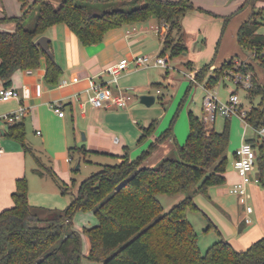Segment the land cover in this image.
Instances as JSON below:
<instances>
[{
	"label": "trees",
	"instance_id": "obj_1",
	"mask_svg": "<svg viewBox=\"0 0 264 264\" xmlns=\"http://www.w3.org/2000/svg\"><path fill=\"white\" fill-rule=\"evenodd\" d=\"M18 1L22 9L20 15L0 18L14 23L12 31H0V80L5 81V87L9 86L16 70L38 68L42 56L46 59V82L58 83L62 73L60 66L35 43L55 24H65L78 41L87 46L100 43L111 29L155 18L158 26L162 23L168 26L160 55L168 53L171 58L187 51L181 18L187 10L195 8L189 0ZM248 4L244 2L237 12ZM230 18L225 17L221 36ZM262 24V9H253L237 29V43L242 50L250 51L264 71V55L258 58L259 53L264 52V35L257 33ZM214 60L215 55L194 74L195 82L204 81L207 89L222 81L224 70H234L236 65L234 57H230L209 72ZM190 64V61L185 63ZM237 70L249 71L252 75L253 87L246 91V98L261 96L260 102L251 105L243 117L246 123L257 127L264 122V83H260L251 63H240ZM187 120L188 135L182 145L172 136L171 123L136 158L130 159L124 147L121 161L102 164L99 170L83 179L71 202L63 209L29 204L27 179L25 176L17 178L11 194L12 206L0 211V264H81L82 235L89 244L85 258L102 264H264V236L244 250L218 239L204 253L200 251L197 234L186 212L200 211L193 200L195 195L209 198V187L225 182L230 118H226L221 131L206 128L191 110ZM155 123L152 120L148 126L140 127L139 140L153 134ZM6 136L19 141L26 153L31 152L24 141L23 122L9 124ZM168 138L174 142L175 155L163 157L156 166L143 165L149 153ZM246 141L256 151V170L262 183L264 142L253 137ZM87 152L83 146L68 148L71 158L76 153L85 159ZM41 167L39 164L33 171L39 176L48 174L55 180L50 168ZM56 183L62 194L69 193L67 184ZM163 194H184V197L163 212L157 199ZM78 210L92 211L96 223L75 230L72 219ZM203 215L208 221L207 230L212 228L218 232Z\"/></svg>",
	"mask_w": 264,
	"mask_h": 264
},
{
	"label": "crops",
	"instance_id": "obj_2",
	"mask_svg": "<svg viewBox=\"0 0 264 264\" xmlns=\"http://www.w3.org/2000/svg\"><path fill=\"white\" fill-rule=\"evenodd\" d=\"M189 1L195 8L187 10L181 18L184 43L187 47V51L181 55L187 59L183 64L190 80H192L191 76H194L201 67L200 64L208 63L214 55L215 60L211 65L212 68L219 67L224 60L230 57H248V53L242 50L237 43V29L251 15L253 9L250 5L237 12L243 4L241 1L234 5H231L227 0ZM28 2L31 3L32 0H28ZM14 6L12 14H9L11 12H7L0 0V18L20 15L22 13L21 3L15 0ZM226 16H231L229 21L233 24L231 28L229 27V35L225 36L226 30H224L225 32L221 36V25H223ZM229 21L225 29H227ZM156 25L155 18L126 24L109 30L100 43L87 46L82 45L65 24H55L45 31L43 35L50 39L53 59L62 71L58 83L49 84L46 82L44 77L46 59L42 56L38 68L16 70L12 73L7 87L16 89L19 96L7 101L0 100V148L2 149L0 153V211L12 206L11 194L15 189V180L22 176L27 179L29 204L46 209H53L50 207L59 205L57 183L48 174L39 176L33 170L40 164L42 169L50 168L53 173L57 172L66 178L64 165L73 160V158L68 160L70 156H67L70 146H83L88 151L87 155L112 156L118 162L121 161L120 156L124 152V147L128 149L130 146H134L142 132L138 121L132 116L135 110L132 103L133 97L123 108L92 107L87 102L88 78L92 77L100 84L108 83L114 92L137 90L149 95L153 85L159 86L161 83L155 81L156 78L152 72L146 69L168 68L167 58L169 56L166 54L164 55V57L167 56L165 58L166 66L138 68L131 64L117 77L116 82L112 83H109L111 76L105 69L122 57L131 58L138 54L160 55L164 34H159L154 30ZM262 26L264 24L257 29V33L264 35V32L261 31ZM13 29V22L0 20V31H12ZM187 61L191 62L189 66L185 65ZM261 69L260 67L257 70V74ZM74 77L78 80L72 81ZM62 81H66V83L61 84ZM193 83H196L195 79ZM4 84L5 81L0 80V87ZM155 92L159 93L160 91L157 88ZM53 103L61 105L64 112L62 117H59L50 107ZM20 106L26 108V112L18 122L24 123V141L26 146L31 149L30 153L24 151L19 141L6 136L9 123L1 119L3 114L14 113ZM232 117H237L244 123L239 115ZM236 120L230 119L231 125L236 124ZM151 121L146 120L142 126H148ZM209 128H213V124ZM238 136H234L233 142L230 139L227 148L228 162L224 172L225 182L209 187V198L197 194L193 200L199 210L203 211V214L217 228L218 232L211 229L217 240L223 239L235 249L244 250L264 236V218L256 213L255 206L247 198V203L252 206L253 211L249 214L251 223H244V207L238 202L237 197L229 192V187L240 180L232 167L235 149L242 141L252 138L247 137L245 128ZM115 138H118L117 142H115ZM155 138V134L149 136L151 142ZM162 146L173 149L172 138L166 139ZM129 158L133 159L132 156ZM158 159L159 157L155 161ZM149 162H143V165L151 166ZM252 174L258 176L257 170L255 169ZM258 187L259 184H250L247 193H257ZM76 191L77 188L74 194ZM232 197H235L241 206V211H237V214L234 204L231 203ZM88 248V240L82 235L83 257L81 264L92 262L85 258Z\"/></svg>",
	"mask_w": 264,
	"mask_h": 264
},
{
	"label": "rangeland",
	"instance_id": "obj_3",
	"mask_svg": "<svg viewBox=\"0 0 264 264\" xmlns=\"http://www.w3.org/2000/svg\"><path fill=\"white\" fill-rule=\"evenodd\" d=\"M227 1H229L231 5H234L240 1L243 3L247 1L249 3L248 5L251 6V9H259V8L262 9V13L264 17V0H227ZM2 2L5 8L7 9V12H11L9 14H12L15 7L14 6L15 0H2ZM2 14H4V12H2ZM232 24L233 22H230L227 25V29H225L226 30L225 36L229 35V30ZM261 28H262L261 31L264 32V26H262ZM221 31H222V25H221ZM246 52L248 53V57L245 58L234 57V62L246 63V64L251 63L253 66V70L255 71L254 73H256L257 78L259 77L260 83H264V71L261 69L258 71L257 74V70L260 68V66L257 64L255 60H253L250 51H246ZM166 55L168 56V53H166ZM167 56L165 58H167ZM189 59L191 58L189 57ZM167 60H168L167 61L168 68L146 69L147 71L152 72L153 76L156 78L155 81L161 83V85L159 86L153 85V89L149 93V95H153L155 97V101L151 105L147 106L141 103L139 100V97L141 95L144 94L146 95L148 93H141L140 91L137 90L129 91V93L133 97L132 103L134 104L135 107L134 115L132 116L138 121L139 126H142L143 123L146 122V120L149 121L155 120L156 123L153 134H155L156 137L159 136L161 132H163L166 128H168L169 125L172 123L171 125L172 136L179 145H182L185 142L188 135V120H187L188 111L191 110L199 119H202V115H203L202 100L205 94L204 81L201 83L191 82L190 78L186 75L187 73L186 69H184L185 67L183 63L187 60L185 56L180 54L175 57L167 58ZM226 60H224L223 63ZM195 64L198 63L195 62ZM200 65L203 66V63H201ZM209 69L210 72L215 68H212L210 66ZM224 73H226L225 70L223 71V74ZM157 88L160 91L159 93L155 92V89ZM211 89L216 92L217 97L221 101H225L228 98L230 92L236 90V93L241 103V109L245 111H247L251 105H257L261 100L260 95H254L252 99L249 100V98H246V91L242 88H236L235 85L229 80H225L224 82L219 81ZM230 119H232L233 121L237 119L236 124L231 125L230 123L229 138L231 139V142H233L235 135L236 137H239L238 136L239 133L242 131V129L244 130V128L247 137L257 138L256 132L252 127L245 126L244 123H242V121L237 117H231ZM225 120H226L225 117L219 115L216 116L213 123L214 130L221 131ZM150 143L151 141L149 140V136L143 138L142 140L137 139L134 146H130L128 148V155L132 156L133 159L136 158L142 153V151L148 148ZM162 145H164V142L158 144V146L149 153V155L144 159V163H148L150 161L149 163H151V166H156L158 162L163 158L160 156L167 157V156L175 155L174 147L172 149V147L168 148ZM159 146L160 148H158ZM68 155L69 154H67V156ZM77 157L78 155L76 153H73V160L70 163L68 162L69 164H66L67 166L64 165L66 178H64L59 173L54 172L55 175L54 182L56 183L57 181L59 183L63 182L67 184L69 187V191H68L69 193L62 194L58 185H56L58 197H59L58 199L60 202L59 205H54L53 207L50 208L63 209L64 207H66L71 202L72 195L74 194L79 183L83 179L90 176L92 173L99 170L100 165L102 164L113 165L118 163V160L112 156L89 154L86 155L85 159L81 160L79 169L74 170V167L77 162ZM158 157H159L158 161H155V159H157ZM72 182L73 185L71 184ZM36 188L38 187L36 186ZM247 194L251 203L256 208L255 209L256 213L261 215L262 218H264V180L262 183H259L257 193L250 192V194L249 193ZM183 197L184 194H179L177 196L158 195L157 199L161 203L162 211L167 212L173 205L178 203ZM231 203L234 204L233 206L236 214L237 211H241V206L238 204L235 197H232ZM42 206L49 207L47 205H42ZM186 217L187 220L192 224L197 234L199 249L202 253H204L207 250L208 246L217 240V237L214 231L211 230L212 228L207 230L208 221L204 217L203 211L188 210L186 212ZM72 222H73V228L77 231H80L82 227L94 225L96 223V217L92 211L78 210L75 212ZM89 263L102 264L101 262L98 263L89 262ZM84 264H88V262H84Z\"/></svg>",
	"mask_w": 264,
	"mask_h": 264
},
{
	"label": "built area",
	"instance_id": "obj_4",
	"mask_svg": "<svg viewBox=\"0 0 264 264\" xmlns=\"http://www.w3.org/2000/svg\"><path fill=\"white\" fill-rule=\"evenodd\" d=\"M167 24L162 23L160 26L156 25L154 30L163 34L167 30ZM264 52L259 53L258 58L263 57ZM134 67H156V66H166V59L164 56L156 55L150 56L147 54H138L131 58L122 57L116 62L110 64L106 67L105 71L111 76L109 83L116 82L117 77L127 70L130 65ZM235 69L229 70L224 73L223 77L220 79L222 81H231L236 88H242L245 91L253 87L252 75L249 71H239L237 66L239 62L235 63ZM194 81V76H191ZM78 79L74 77L72 81H77ZM66 81H62L61 84H65ZM86 91L88 92L87 102L95 108H106V107H126L131 101L132 95L127 92H114L108 83L100 84L97 83L92 77L88 78V86ZM19 93L16 89L12 87H0V100L7 101L11 98H16ZM50 107L57 113L59 117H62L64 112L61 105L58 103H53ZM26 112L24 106H20L14 113H6L1 116V119L5 122L12 124L18 122L21 117ZM202 121L206 128H209L214 123L216 116H222L225 118H231L232 116L239 115L243 120L245 115V110L241 109V103L236 90L230 92L228 98L225 101H221L216 92L212 89L205 88V94L202 100ZM244 125L252 127L257 135V138L264 142V122L255 127L246 123L244 120ZM115 142L118 138L114 139ZM2 149L0 148V153ZM235 157L232 162V167L238 174L240 180L233 183L229 187V192L237 197L238 202L244 207L245 216L243 222L246 224L251 223V218L249 214L253 211L251 205L247 203V188L250 184H259V176L253 175V171L256 169V151L246 140L242 141L240 145L235 149ZM71 160V157L68 158Z\"/></svg>",
	"mask_w": 264,
	"mask_h": 264
},
{
	"label": "water",
	"instance_id": "obj_5",
	"mask_svg": "<svg viewBox=\"0 0 264 264\" xmlns=\"http://www.w3.org/2000/svg\"><path fill=\"white\" fill-rule=\"evenodd\" d=\"M35 43L42 49V51L50 58H53V54L51 52L50 49V39L49 37H47L46 35H41L40 37H38L35 41ZM155 97L153 95H141L139 97V100L141 103L149 106L154 102ZM82 160V157L80 155H78L77 157V162L75 165V169H79L80 167V162Z\"/></svg>",
	"mask_w": 264,
	"mask_h": 264
}]
</instances>
